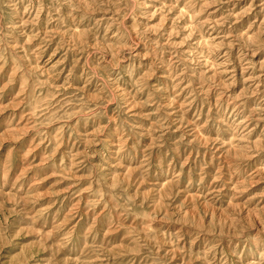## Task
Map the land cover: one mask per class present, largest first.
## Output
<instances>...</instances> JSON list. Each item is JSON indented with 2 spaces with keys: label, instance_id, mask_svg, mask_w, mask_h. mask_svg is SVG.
I'll return each instance as SVG.
<instances>
[{
  "label": "rangeland",
  "instance_id": "rangeland-1",
  "mask_svg": "<svg viewBox=\"0 0 264 264\" xmlns=\"http://www.w3.org/2000/svg\"><path fill=\"white\" fill-rule=\"evenodd\" d=\"M0 264H264V0H0Z\"/></svg>",
  "mask_w": 264,
  "mask_h": 264
}]
</instances>
